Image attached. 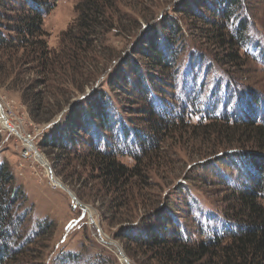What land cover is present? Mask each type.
I'll use <instances>...</instances> for the list:
<instances>
[{"label":"rangeland","instance_id":"obj_1","mask_svg":"<svg viewBox=\"0 0 264 264\" xmlns=\"http://www.w3.org/2000/svg\"><path fill=\"white\" fill-rule=\"evenodd\" d=\"M182 1L119 0V11L113 12L115 28L89 51L87 58L79 59L83 53L69 42L66 45L64 34L75 26L80 0H61L45 17L43 25L49 49L61 52L51 75L46 72L42 75L44 69L40 68L33 71L34 66L24 52L0 51V116L4 114L8 126L0 121V163H8L15 184L25 193L28 213L19 231L22 238H14L9 244V264H126L114 245L101 242L100 232L109 238L107 243L112 242L123 251L130 264H158L134 241L124 239V235L130 227L137 230L144 220L148 222L149 213L160 208L176 213L188 236L207 238L221 233L226 223L222 217L225 197L229 195L226 191L230 183L239 182L240 170L245 172L233 158L234 154L218 162L216 158L225 152L222 139L210 140L199 131L182 127L168 139L154 141L155 144L150 139V144L144 146L149 139L140 142L134 137L126 143L116 134L112 139L118 146L119 162L131 170L136 167L140 170L133 184L119 189L95 179L97 171L82 158L86 149L83 145L69 156L43 146L52 131L65 123L72 106L92 92L104 93L121 108L126 104L137 110L134 105L137 93L114 75L119 73L121 61L132 54L136 40L144 32L166 16L179 17L174 10ZM245 2L246 15L251 19L250 35L264 50V0ZM22 5L25 7L22 0H0V24L10 26L5 16L15 18ZM10 8L14 11H6ZM186 37L189 46L180 49L179 73L171 83L173 88L167 89L173 98L167 101L171 108L178 111L195 101L201 104L200 111L233 106L236 92L245 89L264 96V67L252 46L248 53L243 52L246 56L242 59L243 66L233 72L220 62L222 52L214 51L212 58L201 46L198 48L191 34L187 33ZM200 54L210 63L205 69H194L193 59ZM231 73L238 83L229 80ZM36 80L47 84H36ZM39 94L49 102L53 114L44 124H37L30 117ZM192 110L195 114L196 110L193 107ZM199 115L188 118L190 122L186 123L197 125L206 116ZM123 118L136 128H145L140 114H123ZM7 120L16 131H8L11 127ZM35 134V147L51 169V177L47 167L34 157H24L23 137ZM201 164L205 168L203 172L198 171ZM52 179L72 194L55 185ZM72 195L87 210L78 206Z\"/></svg>","mask_w":264,"mask_h":264},{"label":"trees","instance_id":"obj_2","mask_svg":"<svg viewBox=\"0 0 264 264\" xmlns=\"http://www.w3.org/2000/svg\"><path fill=\"white\" fill-rule=\"evenodd\" d=\"M60 1L22 0L25 7H20L15 18L5 16L10 26L0 24V51L24 52L27 61L34 66L33 71L40 68L44 69L42 75L45 72L51 75L61 52L49 49L43 25L45 17ZM118 4L119 0H80L76 6L75 26L64 34L66 45L69 42L83 53L79 59L87 58L89 51L115 28L113 12L119 11ZM174 11L179 17L162 18L136 40L132 54L121 61L119 73L114 75L137 93L134 104L137 110L126 104L121 108L104 93L92 92L72 106L65 123L52 131L43 146L69 156L83 145L86 149L82 158L97 171L95 179L119 189L133 184L140 170L138 167L131 170L119 162L118 146L112 139L116 134L126 143L134 137L140 142L149 139L144 146L150 144V139L151 142L164 141L182 127L199 131L210 140L222 139L225 152L216 158L218 162L234 154L233 158L245 172H239L236 167L241 175L239 182L230 183L226 191L229 195L225 197L226 208L222 211L226 223L221 233L207 238L188 236L180 217L169 208H160L149 213L148 222L144 220L137 230L127 229L124 239L134 241L158 264H264L263 94L245 89L236 92L235 106L211 107L207 111H200L201 104L196 101L178 111L167 102L173 99L167 89L173 88L171 83L179 73L180 49L189 46L187 33L196 40L198 48L201 46L212 58L214 51L222 52L220 62L233 72L243 66L242 59L246 57L243 52L248 53L251 46L259 53L264 67V50L250 35L251 19L246 15L245 0H183ZM193 60L194 69H205L210 63L203 54ZM232 73L226 76L238 83ZM35 83L45 84L41 80ZM37 97L30 117L35 123L44 124L53 114L49 102L40 98V94ZM201 113L207 117L200 118L197 125L186 123L188 118ZM123 114L142 115L145 128L141 130L131 125L133 123L125 120ZM200 167L199 172L205 171L204 165ZM26 202L25 193L15 184L8 163H0V264H9V244L14 238H22L19 231L28 215Z\"/></svg>","mask_w":264,"mask_h":264},{"label":"built area","instance_id":"obj_3","mask_svg":"<svg viewBox=\"0 0 264 264\" xmlns=\"http://www.w3.org/2000/svg\"><path fill=\"white\" fill-rule=\"evenodd\" d=\"M1 105V104H0ZM5 112V111H4ZM6 114V113H5ZM3 118V117H2ZM1 118V119H2ZM8 121V120H7ZM9 123V121H8ZM1 124V123H0ZM9 127H11L10 123H9ZM8 131L10 132H14L16 131L15 128L11 127L10 129H8ZM37 135H39V137L41 138V135L38 133ZM38 137V138H39ZM23 142H24V157L31 158L34 157L35 160V156L38 153L37 148L35 147V141H36V134L33 136H27L26 138L23 137ZM36 161V160H35ZM56 187V186H55Z\"/></svg>","mask_w":264,"mask_h":264},{"label":"bare ground","instance_id":"obj_4","mask_svg":"<svg viewBox=\"0 0 264 264\" xmlns=\"http://www.w3.org/2000/svg\"><path fill=\"white\" fill-rule=\"evenodd\" d=\"M0 109H2V105H0ZM3 117V118H2ZM2 118V119H1ZM6 118L4 117V114L2 113V115L0 116V121L5 125V126H7V123H6ZM8 127V126H7ZM35 160L36 161H39L43 166H46L47 168H46V170H48L47 172V174H48V176L50 175V177H51V175H52V173L50 174L49 172V168H48V166H47V162H46V160L39 154V153H37L36 154V156H35ZM53 180V179H52ZM55 185H57V186H59V187H62V184L58 181V180H53L52 181ZM54 185V186H55ZM89 213H91V211H89ZM99 236L102 238V240L104 241V242H109V238H106L104 235H103V233H101L100 232V234H99Z\"/></svg>","mask_w":264,"mask_h":264},{"label":"water","instance_id":"obj_5","mask_svg":"<svg viewBox=\"0 0 264 264\" xmlns=\"http://www.w3.org/2000/svg\"><path fill=\"white\" fill-rule=\"evenodd\" d=\"M49 170H50V172H51V169L49 168ZM63 190H65L66 192H68L69 194H72V193H70L69 192V190H68V188H66L65 186H63L62 185V187H61ZM72 198H73V200L76 202V204L78 205V206H80L81 208H84V209H86L87 210V208H85L84 206H82L79 202H78V200H76V199H74V197H73V195H72ZM101 242L102 243H104V244H106V245H114L116 248H117V250H118V252H119V255L122 257V259L124 260V262L126 263V264H130V262L128 261V259L125 257V254L123 253V251L120 249V248H118V246L117 245H115L114 243H106V242H104L103 240H102V238H101Z\"/></svg>","mask_w":264,"mask_h":264}]
</instances>
